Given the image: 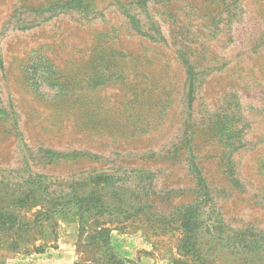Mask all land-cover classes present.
Here are the masks:
<instances>
[{"label":"rangeland","instance_id":"374dc122","mask_svg":"<svg viewBox=\"0 0 264 264\" xmlns=\"http://www.w3.org/2000/svg\"><path fill=\"white\" fill-rule=\"evenodd\" d=\"M0 264H264V0H0Z\"/></svg>","mask_w":264,"mask_h":264},{"label":"crops","instance_id":"0c3cea01","mask_svg":"<svg viewBox=\"0 0 264 264\" xmlns=\"http://www.w3.org/2000/svg\"><path fill=\"white\" fill-rule=\"evenodd\" d=\"M117 239H118V240H117V246L119 247L120 250H122V251L124 250V251H123L124 256H127V257H128V256H129V251H128V249L125 248L124 243H122L124 240H120L121 238H119V237H118ZM120 246H121V247H120ZM123 248H124V249H123ZM130 257H131V256H130Z\"/></svg>","mask_w":264,"mask_h":264}]
</instances>
